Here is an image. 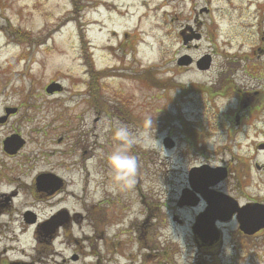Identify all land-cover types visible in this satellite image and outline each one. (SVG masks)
<instances>
[{
    "label": "rangeland",
    "instance_id": "obj_1",
    "mask_svg": "<svg viewBox=\"0 0 264 264\" xmlns=\"http://www.w3.org/2000/svg\"><path fill=\"white\" fill-rule=\"evenodd\" d=\"M84 1L95 69L111 72L101 81V113L88 105L75 23L56 28L69 0H0V28L37 38L54 31L39 47L16 45L0 31V117L17 109L0 125V204L9 199L0 208V264H264V231L245 239L234 222L217 225L219 243L200 248L191 233L197 210L176 207L188 171L201 165L226 166L230 180L219 189L239 206L264 204V171L254 168L264 165L255 150L264 144V0ZM188 27L201 36L191 48L179 36ZM184 55L192 64L178 66ZM205 55L211 65L200 71L195 62ZM147 70L171 87L141 83ZM51 83L61 90L48 95ZM125 112L149 125L128 122ZM117 121L141 138L130 150L132 185L114 177L107 158ZM12 134L25 146L8 156L1 143ZM47 173L63 181L51 196L35 189ZM60 212L69 221L44 237L40 224ZM9 246L15 254L2 251Z\"/></svg>",
    "mask_w": 264,
    "mask_h": 264
},
{
    "label": "water",
    "instance_id": "obj_2",
    "mask_svg": "<svg viewBox=\"0 0 264 264\" xmlns=\"http://www.w3.org/2000/svg\"><path fill=\"white\" fill-rule=\"evenodd\" d=\"M186 32L189 34L186 35ZM183 46H186L190 41H199L200 34L188 27L179 33ZM192 63L190 57L184 55L180 57L176 64L178 66H188ZM211 65V57L205 55L195 62L198 70H208ZM61 86L58 83H51L45 88V93L52 95L59 92ZM17 113L15 108H5L4 115L0 117V125L6 123L10 116ZM165 147L171 148L173 143L169 139L163 141ZM2 150L7 155H15L25 145L24 139L17 134H12L6 137L2 143ZM258 151L264 150V145L257 146ZM256 170H261L262 167L255 165ZM264 169V166H263ZM226 169L222 167L212 168L207 165L194 167L189 171V181L197 185H191V188L206 201V209L198 215L194 225L191 227V232L194 238L203 246L211 247L220 239V232L215 225L216 221L226 222L233 215H236V220L239 230L246 236H252L256 232L264 229V205L250 203L243 207H239L232 198L214 191L208 190L209 187L215 186L225 178ZM63 182L60 178L53 174H40L35 178V189L37 192L53 194L60 190ZM193 192L190 190L183 191L180 199L177 201V207H183L185 204L195 206L192 202ZM24 221L27 224L34 223V216L30 212L24 213ZM69 221V215L66 212H60L53 216L50 220L42 223L39 227L44 237L53 235L58 228ZM173 221L179 223L176 218Z\"/></svg>",
    "mask_w": 264,
    "mask_h": 264
},
{
    "label": "trees",
    "instance_id": "obj_3",
    "mask_svg": "<svg viewBox=\"0 0 264 264\" xmlns=\"http://www.w3.org/2000/svg\"><path fill=\"white\" fill-rule=\"evenodd\" d=\"M71 5V11L68 17L56 28H60L67 21L74 22L78 31V37L80 42V51H81V60L82 64L85 67V73L87 76L86 81V90L88 92V105L94 109L96 112L101 113L107 111V103L104 101L101 95V81L109 76L111 72L108 70L97 71L94 66V61L92 58V53L90 52V47L88 42L85 39V33L81 24V17L84 10L88 7V4L84 0H69ZM0 31L3 32L6 37L11 40L14 44L19 46L27 47H39L45 44L48 37H50L54 31L48 33V35L43 37H34L31 33L26 32L20 28H14L10 25L0 28ZM138 80L151 87L165 88L167 86L171 87L168 81L158 80L155 77V72L152 70H147L144 73L138 75ZM175 86V85H172ZM225 94V93H223ZM262 105V104H261ZM128 122L136 124L139 126L149 125V120L147 119H136L134 116L128 112L124 113ZM186 122V121H185ZM183 122V124L185 123ZM185 125H189L187 122ZM191 137L193 140L199 139V134L194 132L192 129H186L184 131ZM245 170V169H244ZM239 174L245 177L246 172H243V169L240 170ZM203 248H208L207 246H201Z\"/></svg>",
    "mask_w": 264,
    "mask_h": 264
},
{
    "label": "clouds",
    "instance_id": "obj_4",
    "mask_svg": "<svg viewBox=\"0 0 264 264\" xmlns=\"http://www.w3.org/2000/svg\"><path fill=\"white\" fill-rule=\"evenodd\" d=\"M111 130V126H110ZM115 141L113 151L108 155V161L113 170V175L117 180H123L128 185L135 183V170L137 167L136 158L130 154L131 148L137 143H141V138L135 135L127 125L117 121L112 133ZM151 142L157 145L153 136ZM149 138L144 137L143 146L149 147Z\"/></svg>",
    "mask_w": 264,
    "mask_h": 264
},
{
    "label": "flooded vegetation",
    "instance_id": "obj_5",
    "mask_svg": "<svg viewBox=\"0 0 264 264\" xmlns=\"http://www.w3.org/2000/svg\"><path fill=\"white\" fill-rule=\"evenodd\" d=\"M192 47V43H188V45L186 46V48H191ZM264 152V151H263ZM223 168H225L226 169V172H225V178L222 180V181H220L218 184H216L215 186H212V187H209L208 188V190H210V191H214V192H217V193H222V194H224L220 189H219V187L222 185V184H224L225 182H228L229 180H230V174L228 173V170H227V168H226V166H222ZM263 171L264 170H261V171H258V173H263ZM191 185H194V186H196L197 184L196 183H191L190 181H189V172L187 173V182H186V186H185V188L182 190V192L183 191H186V190H190V191H192L193 192V197H192V202L191 203H196V205L195 206H192V205H187V204H185L183 207H179V209L180 210H197V213H195V216L193 217V220H192V222H193V224L192 225H194V223H195V221H196V219H197V217H198V215L199 214H201L205 209H206V206H207V204H206V201L201 197V195L200 194H198V193H196L195 191H193V189L191 188ZM56 192H54L53 194H55ZM53 194H48V195H53ZM224 195H226V194H224ZM227 196V195H226ZM8 198L7 199H5L4 200V204H0V208H3L5 205H6V203L8 202ZM234 200V199H233ZM250 203H256V202H249V203H247V204H250ZM258 204H260V203H258ZM246 205V204H245ZM24 216V215H23ZM231 222H234L235 223V225L237 226V231L239 232V234L242 236V237H244L245 239H249V238H252V237H254V236H256V235H258V234H260V233H262L263 231H264V229H261L260 231H258V232H256L254 235H252V236H246V235H244L243 233H241V231L239 230V226H238V223H237V220H236V215H234V216H232L231 218H230V220H228V221H226V222H221V221H216V225H218V226H221V228H223V226H225L227 223H231ZM195 243L198 245V247H200V248H202L201 247V245H200V243L199 242H197L196 240H195Z\"/></svg>",
    "mask_w": 264,
    "mask_h": 264
},
{
    "label": "bare ground",
    "instance_id": "obj_6",
    "mask_svg": "<svg viewBox=\"0 0 264 264\" xmlns=\"http://www.w3.org/2000/svg\"><path fill=\"white\" fill-rule=\"evenodd\" d=\"M9 241H13V240L10 239ZM15 241H16V240H15ZM2 251L5 252V253H6V252L13 253V254L16 253V250H15L14 248H11L10 246L7 247V248L3 247V248H2Z\"/></svg>",
    "mask_w": 264,
    "mask_h": 264
}]
</instances>
